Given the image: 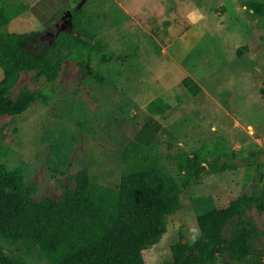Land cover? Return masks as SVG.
Returning a JSON list of instances; mask_svg holds the SVG:
<instances>
[{"label":"rangeland","instance_id":"374dc122","mask_svg":"<svg viewBox=\"0 0 264 264\" xmlns=\"http://www.w3.org/2000/svg\"><path fill=\"white\" fill-rule=\"evenodd\" d=\"M37 1L18 0L26 5L24 12L3 28L42 31L46 43L62 44L54 60L56 78L47 81L37 70H19L10 96L16 98L24 88L39 96L24 111L0 116V166L22 169V195L60 201L65 190L73 193L89 184L105 203L114 204L124 174L138 163L155 164L182 188L178 208L165 217L166 232L142 251L145 264H164L171 262V247L178 241L187 245L189 260L195 258L201 237L197 217L227 206L249 183H257L251 203L234 216L237 229L249 233L254 254L237 261L226 248L211 264H264V211L259 207L264 193V167L259 166L264 161V15L248 7L264 0H71L66 10L73 11L77 27L63 43L56 35L62 19L46 26L33 21L29 8ZM16 4L5 0L9 10ZM46 47L42 43L36 50ZM163 69L167 85L190 76L198 92L170 135L162 132L140 147L134 142L143 101L138 98L149 81H159ZM181 151L206 161L224 154L238 166L214 173L204 163L205 172L184 187ZM223 236L231 238L230 223ZM2 247L28 264H49L36 244L3 241Z\"/></svg>","mask_w":264,"mask_h":264},{"label":"trees","instance_id":"16d2710c","mask_svg":"<svg viewBox=\"0 0 264 264\" xmlns=\"http://www.w3.org/2000/svg\"><path fill=\"white\" fill-rule=\"evenodd\" d=\"M17 8H9L0 0V116L18 114L34 102L39 93L24 88L16 98L10 96V88L18 78L19 70H37L47 81L57 76L61 45L46 43L47 34L42 31H4L3 28L26 5L19 2ZM249 9L264 15V4L249 2ZM73 12V11H72ZM73 28L76 24L73 22ZM80 31V30H79ZM72 32L59 33L58 39L73 36ZM42 43L45 50H36ZM58 49L56 54H52ZM247 46L238 49L241 55ZM183 86H196L186 76ZM167 135L169 131L165 130ZM136 145L146 146L136 140ZM214 173L237 168L226 155L206 161L199 154L190 156L181 151L178 168L184 171L183 186L205 172ZM264 167V161L259 166ZM263 169V168H262ZM23 171L21 168L0 166V264H28L23 259L9 257L2 247L3 241L36 244L39 257L49 264H145L142 251L156 244L166 232L165 217L179 206L181 186L161 168L152 163H138L121 177L116 202L105 203L98 190L86 184L75 192L65 190L60 201L47 199L37 202L22 195ZM252 197L240 195L225 207L209 210L197 217L201 233L198 255L189 260L188 247L180 241L172 245V260L164 264H211L217 255L229 248V258L247 261L254 250L249 245V233L238 230L234 216ZM259 207L264 211V193ZM232 225V236H223L227 224Z\"/></svg>","mask_w":264,"mask_h":264},{"label":"crops","instance_id":"0c3cea01","mask_svg":"<svg viewBox=\"0 0 264 264\" xmlns=\"http://www.w3.org/2000/svg\"><path fill=\"white\" fill-rule=\"evenodd\" d=\"M70 1L38 0L29 8L33 15V21L45 25L54 19L53 25H55L59 19H62L63 15L61 18L59 17L60 10L65 9V12ZM16 2L19 3L18 0ZM166 77V70H160L159 81L154 83L149 81V84L141 89V96L138 100L142 99L143 101L139 107V120L134 140L142 144H150L165 130L172 132L174 126L185 117L192 97L198 92V85L195 81L196 86H183L181 84L185 78L183 77L181 80L167 85Z\"/></svg>","mask_w":264,"mask_h":264},{"label":"water","instance_id":"95a60500","mask_svg":"<svg viewBox=\"0 0 264 264\" xmlns=\"http://www.w3.org/2000/svg\"><path fill=\"white\" fill-rule=\"evenodd\" d=\"M85 1V0H82ZM73 30V23H72V12L70 10H66L62 16V22L60 24V27L58 28L56 35L63 31L70 32ZM261 172L257 173L256 180H259V176H261ZM257 183H249L246 188L242 191L241 195L246 196L249 195L252 191H254L257 188Z\"/></svg>","mask_w":264,"mask_h":264},{"label":"clouds","instance_id":"9594fccd","mask_svg":"<svg viewBox=\"0 0 264 264\" xmlns=\"http://www.w3.org/2000/svg\"><path fill=\"white\" fill-rule=\"evenodd\" d=\"M197 239V237L195 235L192 236V240L193 242H195V240Z\"/></svg>","mask_w":264,"mask_h":264},{"label":"flooded vegetation","instance_id":"af4514ba","mask_svg":"<svg viewBox=\"0 0 264 264\" xmlns=\"http://www.w3.org/2000/svg\"><path fill=\"white\" fill-rule=\"evenodd\" d=\"M58 27H60V24H58Z\"/></svg>","mask_w":264,"mask_h":264}]
</instances>
